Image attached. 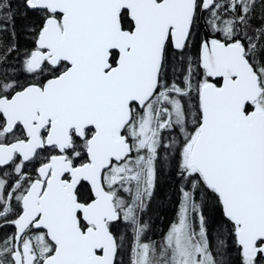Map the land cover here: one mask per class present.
<instances>
[{
  "label": "snow or ice",
  "instance_id": "6c2138e0",
  "mask_svg": "<svg viewBox=\"0 0 264 264\" xmlns=\"http://www.w3.org/2000/svg\"><path fill=\"white\" fill-rule=\"evenodd\" d=\"M0 264H264V0H0Z\"/></svg>",
  "mask_w": 264,
  "mask_h": 264
},
{
  "label": "trees",
  "instance_id": "16d2710c",
  "mask_svg": "<svg viewBox=\"0 0 264 264\" xmlns=\"http://www.w3.org/2000/svg\"><path fill=\"white\" fill-rule=\"evenodd\" d=\"M171 196V199H169ZM177 211L176 196L172 190L162 184L160 194L152 202L150 209L145 217L152 225L153 238L159 239L160 235L167 229L175 219Z\"/></svg>",
  "mask_w": 264,
  "mask_h": 264
}]
</instances>
